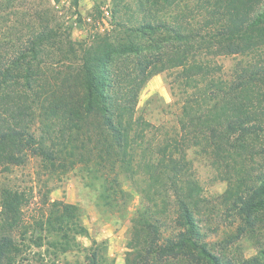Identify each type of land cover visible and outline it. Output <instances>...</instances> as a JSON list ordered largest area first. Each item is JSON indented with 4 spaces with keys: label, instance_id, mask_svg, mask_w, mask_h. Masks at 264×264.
I'll list each match as a JSON object with an SVG mask.
<instances>
[{
    "label": "trees",
    "instance_id": "1",
    "mask_svg": "<svg viewBox=\"0 0 264 264\" xmlns=\"http://www.w3.org/2000/svg\"><path fill=\"white\" fill-rule=\"evenodd\" d=\"M205 2L213 7L211 17L203 21L205 28H189L180 19H145L136 32L149 33L152 46L131 39L127 44L107 40L83 47L76 71L66 73L61 83L42 61L55 37L52 28L6 43L0 27V168L22 166L31 155L43 159L52 172L68 173L82 163L104 177L106 200L116 204L128 201L120 176L134 180L143 171L147 180L140 195L149 204L133 220L126 264H264V247L251 258L212 251L199 219L202 190L187 160L191 135L197 139L202 134L218 161L231 169L241 165L248 178L237 179V191L230 180L224 199L240 219L255 227L264 211V171L251 176L246 167L255 151L249 138L264 133L259 116L264 107L258 102L264 92L250 80L264 77V63L251 74L239 75L238 83L226 91L220 113L202 112L197 117L185 108L188 121H183L181 140L157 145L148 137L155 126L137 116L141 92L154 76L178 69L182 78L203 80L212 91L224 92L223 82L213 78L220 68L202 61V53L233 56L258 45L252 31L259 25L261 0ZM163 33L168 41L161 38ZM29 201L25 192L1 193L0 264L15 262L32 241L33 236H25L27 230L19 236L21 242L15 236ZM35 228L51 235V246L64 253L79 248L78 238L88 233L78 208L61 201L50 205ZM89 251L88 264H115L105 244L94 242Z\"/></svg>",
    "mask_w": 264,
    "mask_h": 264
},
{
    "label": "rangeland",
    "instance_id": "2",
    "mask_svg": "<svg viewBox=\"0 0 264 264\" xmlns=\"http://www.w3.org/2000/svg\"><path fill=\"white\" fill-rule=\"evenodd\" d=\"M212 11L213 7L205 0H173V3L164 0H0V27L6 43H19L22 38L52 28L55 37L47 46L42 61L47 64L49 75L61 83L66 73L76 71L83 47H96L107 40L127 44L131 39L149 47L152 46L149 33L136 32L145 19L167 22L180 19L189 28H205L203 21L211 17ZM259 11V25L252 31L258 42L254 50L233 56L207 50L202 53V61L220 68L213 78L223 82L224 92L212 91L203 80H186L178 69L160 73L149 81L141 92L137 116L155 126L148 136L151 141L161 145L165 140H181L185 134L183 121H188L185 108L197 117L202 116V112L220 113L226 91L238 83L239 75L244 71L251 74L253 67L264 63V0H261ZM207 32L205 29L203 34ZM161 38L169 39L167 33ZM250 82L264 92V77L254 75ZM259 99L263 108L264 96ZM259 116L264 126V109L260 110ZM248 143L255 151L254 157H248L246 169L251 176H257L264 171V133L249 138ZM213 150L202 134L197 139L191 135L187 160L193 179L202 190L201 228L208 236L213 252L233 258H251L264 247V211L258 214L256 225L252 227L229 207L224 199L229 181H234L237 191V179L248 178V175L241 165L232 162L234 168L231 169L218 161ZM146 177L143 171H138L134 180L120 176L128 201L116 204L106 200L104 177L82 163L76 164L68 173L52 172L43 159L31 155L22 166L0 168V196L4 189H12L25 192L30 200L23 209V226L15 236L21 242L19 236L27 230L29 233L25 236L33 238L26 242L12 264H88L87 257L94 242L106 245L110 261L126 264L133 220L149 204L140 195L146 187ZM55 201L76 206L88 232L78 238L80 247L68 253L53 248L51 235L35 228ZM170 205L173 212V202ZM236 236L238 239L233 242Z\"/></svg>",
    "mask_w": 264,
    "mask_h": 264
}]
</instances>
